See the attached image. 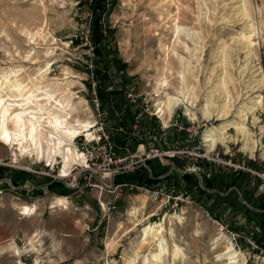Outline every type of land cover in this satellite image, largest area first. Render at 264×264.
<instances>
[{
  "label": "rangeland",
  "instance_id": "obj_1",
  "mask_svg": "<svg viewBox=\"0 0 264 264\" xmlns=\"http://www.w3.org/2000/svg\"><path fill=\"white\" fill-rule=\"evenodd\" d=\"M110 24L116 29L120 58L128 64L127 75L134 77L131 83L142 101L149 102V112L157 113L165 101L163 95H176L182 86L183 67L174 52L178 53L189 68L185 71L187 85L194 87L191 93L186 90L196 106V117L189 116L198 123L194 125L196 136L184 145H200L201 152L210 155L217 148L227 161L246 159L257 164L255 169L264 170V0H119ZM177 25L190 35L183 32L177 37ZM88 26V10L79 0H0V88L8 80L36 95L49 89L59 99L69 101L71 97L72 119L96 125L87 87L90 76L86 68L93 58L85 44ZM76 37L82 44L73 43ZM163 77L170 85L160 87L156 97L154 90ZM118 83L119 79L115 85ZM7 90L4 94L10 92ZM10 100L18 109V100ZM259 101L262 104L256 105ZM207 105L214 114L226 111L228 119L221 122L216 115L206 119L203 111ZM244 105L252 108L245 121L250 137L238 135L232 125L225 128L230 138L212 149L205 142L206 132L229 124ZM187 106H182L186 114ZM171 116L162 118L165 125ZM183 120L188 121L187 117ZM172 133L177 135L174 131L169 135ZM76 138L73 145L81 155L79 144L91 137L81 134ZM244 143L255 152L243 150ZM6 148L0 143V166L12 169L9 172L15 175L24 173L23 179L32 181L30 186L32 178L41 181L43 195L34 196L31 187V194L26 195L14 183L17 189L10 191L1 182L10 177L0 178V264H264V254L255 252L253 242L221 232L206 210L187 197L180 196V205L174 209L173 203L153 192L117 188L111 179L104 180L107 186L103 188H74L85 163L83 155L80 162L69 166L67 177L59 178L65 168L63 158L49 162L24 155L16 161L13 153L17 147ZM139 149L144 152L143 147ZM193 161L190 159L188 169H195ZM164 163L175 168L174 160ZM54 181L62 190L70 189L69 195L49 192L47 186ZM57 198L67 199L68 208H54ZM20 199L37 206V213L21 216L22 206L13 208L21 204ZM225 214L230 220L231 210ZM152 227L157 235H144ZM231 247L236 255L220 257Z\"/></svg>",
  "mask_w": 264,
  "mask_h": 264
},
{
  "label": "trees",
  "instance_id": "obj_2",
  "mask_svg": "<svg viewBox=\"0 0 264 264\" xmlns=\"http://www.w3.org/2000/svg\"><path fill=\"white\" fill-rule=\"evenodd\" d=\"M118 4L119 0H79V5L86 7L90 14L89 38L93 48V68H86L90 76L87 87L92 95V83H97L96 92L102 110L107 115L106 127L119 152L123 153L127 149L136 151L145 139L133 133V118L142 110L129 105L126 100V80L131 82L134 77L127 75L128 64L120 58L116 29L110 24V16ZM73 43L82 44L78 37ZM117 79L119 83L115 85ZM121 128L124 130L120 131ZM147 131H159V120L156 117L152 121L148 120L147 115L142 119L139 132L142 134ZM178 137L172 133L169 140ZM189 161V157L176 158L175 168L155 160L146 161L134 172L117 175L114 185L134 186L149 191L164 188L172 197H187L205 209L214 220L223 222L233 233L253 242L255 252L264 254V192L261 191V183L249 174L225 169L206 159L193 161L197 172H189ZM250 165L258 169L255 162L250 161ZM9 170L0 166V178L9 176ZM10 178L16 186L23 181V178L20 181L15 176ZM47 190L59 197H66L71 192L70 189L62 190L57 181L50 182ZM42 195L41 190H34V196ZM229 198H234V201L230 203ZM229 209L232 214L230 220L224 218Z\"/></svg>",
  "mask_w": 264,
  "mask_h": 264
},
{
  "label": "bare ground",
  "instance_id": "obj_3",
  "mask_svg": "<svg viewBox=\"0 0 264 264\" xmlns=\"http://www.w3.org/2000/svg\"><path fill=\"white\" fill-rule=\"evenodd\" d=\"M175 27L177 37L183 32H187L189 33L188 35H190V32H188L187 29L178 25ZM178 42L183 44L179 40ZM174 54L183 67V70L180 73L182 86L177 90L176 95L172 96L170 93L163 95L165 101H162L161 104H159L158 113L164 120L168 119L172 114L173 109L180 105H188L189 107L187 106L186 108L187 114L196 117V114L193 112V108L196 107L192 101L194 97L192 98V96L188 95L186 91L188 89L191 93L194 90V87L191 88L187 85L185 78V71L189 68L186 67L185 59L181 55L175 52ZM7 81L6 83L8 84L5 83L4 87L0 88V143L4 145L6 151L7 145L17 147L13 153L16 161L24 155H36L38 158L47 159L52 162L58 157L63 158L65 168L63 172L61 171V176L67 177V171L69 172L68 169L70 168L69 166L77 164V162H80L82 159V156L74 148L73 140L76 136L81 134H85L89 138H92L94 134L91 132V129L94 127L95 122L72 119L71 105L69 102L71 97L69 101L59 99L58 96L54 92L49 91V89L36 95V92L34 93L32 90H27V88H25L26 86L24 87L21 83L16 84V82L12 84L14 81L12 83ZM157 84L159 88L157 87L154 92L155 96L159 97L161 94L159 93V90L161 89L160 87L168 88L170 84L166 77H163L160 83ZM5 90L10 92L4 94ZM7 97L9 99H6ZM14 98L18 100V109L14 108L16 106L14 105L15 101L10 100ZM67 98H69V96ZM9 102H13V104ZM259 104H262V101H259L256 105ZM225 105L227 106V104ZM223 109L226 110L227 107H223ZM251 110L252 108L247 107V105L239 108L237 115L234 116L233 121L229 124L222 126L220 129L216 127L209 129L205 134V142L210 144L209 146L212 149H214L219 143L224 144L225 140L230 138L227 136L225 128L232 125L235 126L238 135H241L244 138H249L250 134L246 128L245 121L247 113ZM219 112L214 114L215 112L210 111V106L207 105L206 110L203 111V116L206 119H210L213 115H216L221 122L228 119L229 116H227L228 114L226 111L223 110L222 115H220L221 112ZM243 150L250 151L251 153L255 152L254 147L248 148L247 143H244ZM68 204L69 201L67 199L57 198V202H55L56 206H54V208L61 207V209H67ZM16 205L22 206L20 213L25 217L36 214L38 210L37 206ZM152 228L146 229L144 235H149L152 232V235H157V231ZM233 248L234 247H231L230 251L220 257L229 258L232 255H236L237 252L235 253L236 250ZM15 252V254H19V250H15ZM238 256L240 255L238 254ZM158 257L159 255H154V258Z\"/></svg>",
  "mask_w": 264,
  "mask_h": 264
},
{
  "label": "built area",
  "instance_id": "obj_4",
  "mask_svg": "<svg viewBox=\"0 0 264 264\" xmlns=\"http://www.w3.org/2000/svg\"><path fill=\"white\" fill-rule=\"evenodd\" d=\"M88 16L90 17L89 13ZM89 34L90 26L87 28L85 44L92 50L93 48L92 43L90 42ZM92 68L93 66L91 65L90 69ZM96 85L97 83L93 81L91 101L94 113L97 117L96 125L94 127L96 128L97 133L95 137L85 139V141H82V143L79 144L78 150L80 151L81 155H83L85 163L79 172V181L73 185L74 188L80 187L81 185L86 187L90 186L92 188H103L104 186H107L104 180L111 179L112 183L114 184V179L117 175L127 172H134L141 165H144L146 161L155 160L161 162L162 165L171 166L168 164L166 165L164 160H174L175 158L184 159L189 157L193 160L206 159L208 162L215 163L216 165L222 166L225 169L251 174L252 176L259 179L261 187L264 189V170H257L254 167H251L246 159H243L239 163H234L232 160H225L223 157L224 155L220 152H217V148L214 149L213 153L210 155L207 153H202V146L200 145H192L190 147L185 146L184 144L186 141H188L187 139L192 138V136L195 135L194 125L196 124V121L191 119L188 114L184 113L182 110V105H180L173 110L169 123L165 125L160 114L158 113V110L157 113H151L148 111L149 102L145 100L142 101L141 95L137 94L136 92L135 83L131 82L128 85H125L126 100L128 101L129 105L142 110V112L133 118V133L139 138L145 139V142L144 144H141L134 152L129 151V149L123 153L119 152L118 147L112 140L111 132L106 127L107 115L102 110L101 102L96 92ZM146 115L149 121H152L154 117L160 120L159 131H147L142 134L139 132L141 121ZM186 117L188 120L187 122L183 120V118ZM196 125H198V123ZM122 130L124 129L121 128L120 131ZM170 131H174L180 137L170 141L168 137ZM182 135H184V137H181ZM75 141H78V137L75 139ZM140 147L144 148L143 153H140ZM188 171L197 172L196 169H188ZM32 172L39 175L43 174L41 171ZM59 178L64 177L59 176ZM83 180L84 182H82ZM1 182H6L10 191L17 189L10 178H4L1 180ZM116 187L123 188L126 186L118 185ZM130 188L133 189L134 186H131ZM137 189L145 190L143 188ZM149 192H153L157 197H162V199H167L168 203H173L172 206L174 209L179 207L180 201L182 200L180 196L172 197L164 190V188ZM206 213L208 216H210L208 212ZM21 216L24 217V215ZM210 218L214 223L218 224L221 232L229 233L233 236L237 235L231 232L223 223L214 220L211 216Z\"/></svg>",
  "mask_w": 264,
  "mask_h": 264
},
{
  "label": "crops",
  "instance_id": "obj_5",
  "mask_svg": "<svg viewBox=\"0 0 264 264\" xmlns=\"http://www.w3.org/2000/svg\"><path fill=\"white\" fill-rule=\"evenodd\" d=\"M12 169H10V171H11ZM11 174L9 175V177H12V176H15L16 177V179H22L23 178V176H24V173H18V175H15L13 172H10ZM32 179H34L33 180V184L30 186V183L32 182L31 181V179L29 178V179H23V184L22 185H19V188H21V189H23L24 191H25V193H26V195H30L31 193H30V187H31V189H33V190H37V189H42V186H41V181H38V183L36 182L37 181V179L36 178H32ZM8 190V189H7ZM32 193H34V191H32ZM18 203H25V204H28V205H30V206H32V205H34V204H31V202H29V201H25V200H19V201H17ZM13 208H15V209H19L20 208V206H17V205H15V207H13Z\"/></svg>",
  "mask_w": 264,
  "mask_h": 264
}]
</instances>
